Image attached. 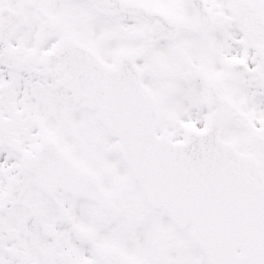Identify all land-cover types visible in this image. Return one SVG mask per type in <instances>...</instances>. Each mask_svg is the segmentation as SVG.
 Instances as JSON below:
<instances>
[{"label":"snow or ice","instance_id":"6c2138e0","mask_svg":"<svg viewBox=\"0 0 264 264\" xmlns=\"http://www.w3.org/2000/svg\"><path fill=\"white\" fill-rule=\"evenodd\" d=\"M0 264H264V0H0Z\"/></svg>","mask_w":264,"mask_h":264}]
</instances>
